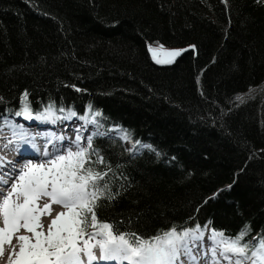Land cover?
<instances>
[{
	"label": "trees",
	"instance_id": "16d2710c",
	"mask_svg": "<svg viewBox=\"0 0 264 264\" xmlns=\"http://www.w3.org/2000/svg\"><path fill=\"white\" fill-rule=\"evenodd\" d=\"M49 110L149 146L95 138L67 170L78 232L146 248L208 225L264 264V0H0V121Z\"/></svg>",
	"mask_w": 264,
	"mask_h": 264
},
{
	"label": "rangeland",
	"instance_id": "374dc122",
	"mask_svg": "<svg viewBox=\"0 0 264 264\" xmlns=\"http://www.w3.org/2000/svg\"><path fill=\"white\" fill-rule=\"evenodd\" d=\"M148 50L151 56V59L160 64V65H169L175 61L176 56H178L184 49L181 48H176V49H171L166 48L164 46L160 45H149ZM254 91L250 90V93ZM247 94H244L240 96L238 99L242 100ZM87 144V143H86ZM84 146H81L77 149L73 157H68L66 160V163H73L76 158H80L82 155V148ZM61 167H57V170L50 169V170H44L43 176L40 177L38 175L39 179H47L48 183L53 184L54 182L61 183V179L64 176V170L60 169ZM49 171V173L47 172ZM48 191L50 192L52 189H56L55 186L47 187ZM22 195L19 197H15V200L17 203H20V205L23 207V209H26V214L25 216L21 217L20 215L19 218H21V223H20V230L19 232L15 233L13 235L14 241L6 242L9 243L8 246L14 245L12 247H16V257H18V253H24L23 254V261L20 264H25L27 260H29L31 255L38 254L40 255L39 250H41L44 246V243L47 241H69L71 237V233L73 232L74 226L70 220L68 221V214L67 216L65 215L64 217H57L59 214V208L55 206L54 204H51L50 197H45L41 199H36L35 202H32V206L28 209L26 205L21 204L24 203L22 200ZM76 203L74 200L71 202V206H74ZM56 211V212H55ZM65 211V210H63ZM21 212V210L19 211ZM21 214V213H20ZM68 218V219H67ZM67 219V221H66ZM3 229V224H0V233ZM22 229L24 231H22ZM94 237V236H93ZM99 237V236H98ZM93 241L91 240V237H89L87 240L84 239H79L78 244L81 247L88 249L91 248L90 246L93 244ZM94 245V244H93ZM224 245H226L224 243ZM95 246V245H94ZM227 247V246H226ZM227 251V254L223 255L221 257V260H228L226 264H257L250 259L244 260L240 259L237 254L234 253L233 250L231 249H225ZM45 256V255H44ZM8 260L7 257H2L0 256V264L3 262H6ZM257 262V261H255Z\"/></svg>",
	"mask_w": 264,
	"mask_h": 264
},
{
	"label": "bare ground",
	"instance_id": "6f19581e",
	"mask_svg": "<svg viewBox=\"0 0 264 264\" xmlns=\"http://www.w3.org/2000/svg\"><path fill=\"white\" fill-rule=\"evenodd\" d=\"M54 127V126H53ZM18 225V224H17ZM13 233H15L14 231H13ZM174 239V238H173ZM169 240L171 241L172 240V236H169ZM12 241H14V237L12 238ZM170 241H168V242H170ZM167 242V241H166ZM166 242H164V243H166ZM216 242V241H215ZM215 242L213 243V245L215 244ZM124 244H122L120 241H115V242H113L112 244H111V248H118V249H124L125 247L123 246ZM12 246H14V245H10V246H6L5 247V249L4 250H2L3 251V253L2 254H0V256H4V257H7L8 258V260L6 261V262H3L2 264H17V262L19 261V258H17L16 257V247H12ZM127 248V247H126ZM77 251H79V249L78 250H76V251H73L72 253H70V254H75V253H78ZM212 253H214V252H211V253H209L208 254V256L210 257L211 256V254ZM204 256V258L206 259L207 258V256L206 255H203ZM203 258V259H204ZM68 262H75V259L73 258V256H72V258H70V259H68Z\"/></svg>",
	"mask_w": 264,
	"mask_h": 264
},
{
	"label": "water",
	"instance_id": "95a60500",
	"mask_svg": "<svg viewBox=\"0 0 264 264\" xmlns=\"http://www.w3.org/2000/svg\"><path fill=\"white\" fill-rule=\"evenodd\" d=\"M177 57H178V56H176V58H177ZM176 58H175V59H176ZM226 187H228V186H226ZM224 188H225V187H224ZM224 188L219 189L218 192L221 191V190H223Z\"/></svg>",
	"mask_w": 264,
	"mask_h": 264
}]
</instances>
